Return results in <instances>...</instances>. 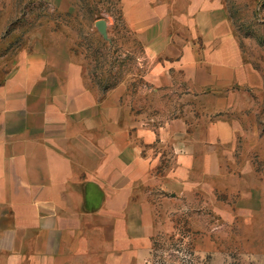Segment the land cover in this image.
<instances>
[{
  "label": "crops",
  "instance_id": "crops-1",
  "mask_svg": "<svg viewBox=\"0 0 264 264\" xmlns=\"http://www.w3.org/2000/svg\"><path fill=\"white\" fill-rule=\"evenodd\" d=\"M198 2L180 12L168 4L170 20L194 28L169 33L152 75L181 70L188 91L211 93L259 76L223 5L197 11ZM30 62L0 86V264H146L158 207L220 173L214 145L232 138V122L209 121L199 148L186 116L152 128L128 109L127 86L101 94L78 65ZM167 145L174 166L158 174Z\"/></svg>",
  "mask_w": 264,
  "mask_h": 264
},
{
  "label": "rangeland",
  "instance_id": "rangeland-1",
  "mask_svg": "<svg viewBox=\"0 0 264 264\" xmlns=\"http://www.w3.org/2000/svg\"><path fill=\"white\" fill-rule=\"evenodd\" d=\"M187 1L0 0V86L31 60L52 70L78 65L101 94L127 86L128 109L136 118L147 115L152 128L186 116L199 148L208 139L209 121L229 119L232 138L214 145L220 173L187 188L180 200L160 204L161 228L146 264H264V0L191 5L202 11L222 4L246 62L260 74L212 93L188 91L192 86L181 70L152 75L163 63L157 55L161 43L171 42L169 33L185 37L194 28L192 20L174 23L167 17L170 8H188ZM170 146L160 150L165 159L158 174L174 166Z\"/></svg>",
  "mask_w": 264,
  "mask_h": 264
},
{
  "label": "water",
  "instance_id": "water-1",
  "mask_svg": "<svg viewBox=\"0 0 264 264\" xmlns=\"http://www.w3.org/2000/svg\"><path fill=\"white\" fill-rule=\"evenodd\" d=\"M99 27H100L101 31H102L103 33H105V29H104V23H103V21H100V22H99Z\"/></svg>",
  "mask_w": 264,
  "mask_h": 264
}]
</instances>
